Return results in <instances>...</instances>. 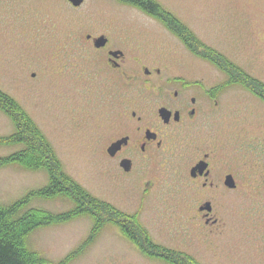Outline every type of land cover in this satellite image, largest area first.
<instances>
[{
	"label": "rangeland",
	"instance_id": "rangeland-1",
	"mask_svg": "<svg viewBox=\"0 0 264 264\" xmlns=\"http://www.w3.org/2000/svg\"><path fill=\"white\" fill-rule=\"evenodd\" d=\"M158 1L200 40L264 82V0ZM151 16L118 0H84L78 7L69 0H0V88L37 123L69 176L95 197L138 214L156 243L202 264H264V100L258 95L237 84L214 101L208 99L173 149L156 153L157 184L148 194L135 174L121 177L106 152L115 132L111 122L117 103L104 86L114 73L102 62L92 64L88 34L104 33L113 38L114 47L128 52V111L137 107L141 93L133 78H146L141 64L161 67L160 80L185 76L208 90L228 79ZM128 129L139 136L135 125L128 124ZM15 131L13 119L0 108V136ZM209 133L219 135L220 193L196 191L187 184L191 165L207 149L204 138ZM23 147L0 144V156ZM228 173L234 175L236 189L224 184ZM49 180L45 169L2 167L0 202L10 206ZM205 200L214 204L217 226L207 227L200 216ZM74 207L70 198L38 196L17 215L30 208L62 213ZM94 222L91 215H82L39 227L27 236V246L58 263L89 237ZM202 225L205 230H199ZM69 264L170 263L147 256L117 225L107 223Z\"/></svg>",
	"mask_w": 264,
	"mask_h": 264
},
{
	"label": "trees",
	"instance_id": "trees-1",
	"mask_svg": "<svg viewBox=\"0 0 264 264\" xmlns=\"http://www.w3.org/2000/svg\"><path fill=\"white\" fill-rule=\"evenodd\" d=\"M136 6L146 13L164 20L167 27L182 38L197 55L218 66L228 79L211 91L216 97L228 87L242 85L264 100V82L250 75L244 68L231 61L223 53L207 45L175 14L158 0H118ZM0 108L14 121L16 131L0 136V144H23L20 151L0 156V169L20 164L29 169H45L50 175L44 188L30 191L24 198L10 206L0 202V264H69L99 236L107 223L117 225L122 234L136 244L149 257L162 259L170 264H202L182 251L156 243L138 214H128L111 203L103 201L69 176L53 145L22 105L0 88ZM70 198L75 207L67 212L54 213L43 208H30L21 216L18 212L33 197ZM82 215H91L95 222L89 237L73 252L58 263L50 261L38 251L27 246V236L35 229L55 223H65Z\"/></svg>",
	"mask_w": 264,
	"mask_h": 264
},
{
	"label": "flooded vegetation",
	"instance_id": "flooded-vegetation-1",
	"mask_svg": "<svg viewBox=\"0 0 264 264\" xmlns=\"http://www.w3.org/2000/svg\"><path fill=\"white\" fill-rule=\"evenodd\" d=\"M151 17L186 45L180 36L166 26L164 20ZM101 36L107 39L106 43L103 46H97L96 40ZM87 38L92 44V52L88 54L92 64L102 62L114 73L104 86L106 92L109 91L117 103L112 117L114 119L111 122L113 132L115 131L116 134L114 132L106 152L109 158L115 162V167L121 177L131 178L135 174V180L141 183L148 194L157 184L155 180L156 153L160 150L165 151L167 147L168 150L169 147L173 149L175 140L182 130L192 126L195 120L200 117L207 100L214 101L216 99V96L211 92L213 88L208 90L202 82H192L185 76L160 80L156 76L162 74L161 67L151 68L146 64H141V71L144 72L146 78H133L134 82L139 81L141 93L136 101L137 107L128 111L126 105L128 52L114 47L113 38L104 33L88 34ZM137 61L141 63L139 58ZM60 74L65 75V70L60 71ZM89 75L91 79L94 78L92 72ZM128 124L135 125L138 137H135L132 132H127ZM204 144L207 149L191 165L187 184H194L196 191L220 193L223 187V166L220 164L222 155L219 154L221 151L219 150V135L209 133L204 138ZM114 145L116 146L114 147ZM125 160H130L128 168L125 167ZM229 174L224 176V184L227 187L229 186L226 184V177ZM207 205H210L211 208L208 209ZM199 212L207 227L218 225L219 220L214 216V204L211 200L202 201ZM200 229L205 230V226L202 225L199 227Z\"/></svg>",
	"mask_w": 264,
	"mask_h": 264
},
{
	"label": "water",
	"instance_id": "water-1",
	"mask_svg": "<svg viewBox=\"0 0 264 264\" xmlns=\"http://www.w3.org/2000/svg\"><path fill=\"white\" fill-rule=\"evenodd\" d=\"M73 6L75 7H78L80 5H82V3L84 2V0H69ZM90 37V36H89ZM106 38L104 36H101L99 37L97 40H96V45L97 46H103L105 45L106 43ZM116 145H114L115 147ZM130 163V160H125L124 161V164L126 165L125 167L128 168V164ZM226 184L231 187V188H236L237 187V183H236V180L234 178V176L232 174H229L227 177H226ZM208 209H210V205H207L206 206Z\"/></svg>",
	"mask_w": 264,
	"mask_h": 264
}]
</instances>
